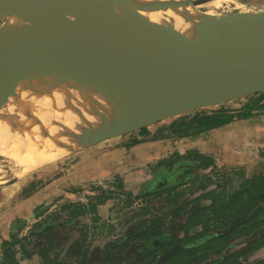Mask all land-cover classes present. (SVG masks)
Listing matches in <instances>:
<instances>
[{"label": "rangeland", "instance_id": "rangeland-1", "mask_svg": "<svg viewBox=\"0 0 264 264\" xmlns=\"http://www.w3.org/2000/svg\"><path fill=\"white\" fill-rule=\"evenodd\" d=\"M215 1L218 2L200 10L219 17L264 12V0ZM5 22L0 17V27ZM246 103L242 99L224 106L236 109ZM263 119L264 113L256 111L253 117L221 130L189 138L154 139L160 134L158 128L174 120L170 119L144 128L148 134L139 130L90 144L30 170H25L21 161H0V264H144L138 262L137 239L132 236L126 244L124 239L132 228L148 224L158 227L163 215L166 220L160 224L162 230H174L179 237L182 235L181 241H189L187 233L192 227L197 226L194 231L198 232L193 239L235 227L231 236L239 239L234 244L237 249L243 244L246 229L252 226L242 223V219L248 220L247 215L264 207L263 201H249L252 196L264 195V147L256 152L247 148L250 132L264 134ZM240 122L246 123L238 129ZM135 140L141 143L130 145ZM158 141L164 146H159ZM132 149L140 151L134 159L136 155L160 158L131 168L124 165V152ZM234 150L248 160L242 165L232 164L229 157ZM155 151L161 154H153ZM179 162L182 164L178 165ZM160 168L181 169L177 180L193 174L192 185L176 191L170 182L159 184L162 177L157 176L154 181L156 178L151 175ZM171 190L174 192L165 193ZM185 200L189 202L184 203ZM174 203L186 207L177 221L171 219L173 211L162 212ZM190 212L195 213L186 222ZM259 217L261 213L255 219ZM63 221L71 223L63 227ZM224 246L222 240L216 241L202 252L210 253ZM251 261L264 264V248Z\"/></svg>", "mask_w": 264, "mask_h": 264}, {"label": "water", "instance_id": "water-1", "mask_svg": "<svg viewBox=\"0 0 264 264\" xmlns=\"http://www.w3.org/2000/svg\"><path fill=\"white\" fill-rule=\"evenodd\" d=\"M101 1L0 0V17L18 13L28 23L23 29L0 27V36L25 41L0 58V125L11 114L0 126V142L23 118L41 84L74 74L88 81V89H114L131 104L69 153L264 93V12L242 13L243 27L236 29L238 13L219 17L200 10L214 29L207 35L190 22L153 21L151 13L164 11L160 3ZM213 1L178 6L200 8ZM134 11L147 14L138 17Z\"/></svg>", "mask_w": 264, "mask_h": 264}, {"label": "bare ground", "instance_id": "bare-ground-1", "mask_svg": "<svg viewBox=\"0 0 264 264\" xmlns=\"http://www.w3.org/2000/svg\"><path fill=\"white\" fill-rule=\"evenodd\" d=\"M102 3L101 0H94ZM146 4L160 3L164 11L151 13L156 22H171L175 25H185L190 22L203 30L207 35H213L214 29L207 24L205 15L200 9L214 5H200L192 8H182L178 4L186 0H133ZM238 13L234 18L236 29L243 27V21ZM30 14L36 15L34 9ZM147 13L134 11L135 16ZM210 14V13H209ZM212 14V13H211ZM5 25L11 29L28 27L20 14L8 15ZM24 39L0 36V58L7 57L24 43ZM86 78L94 82L93 77ZM88 83L80 75H70L68 78H55L40 85L39 95L31 103L27 112L10 134L4 135L0 142V155L11 161H21L25 170L38 168L57 161L73 150L87 143L90 134L111 120L115 114L124 113L131 104L124 93L114 89L98 86L90 90L84 85ZM11 114L1 128L7 125ZM1 130V129H0ZM68 155V154H67Z\"/></svg>", "mask_w": 264, "mask_h": 264}, {"label": "flooded vegetation", "instance_id": "flooded-vegetation-1", "mask_svg": "<svg viewBox=\"0 0 264 264\" xmlns=\"http://www.w3.org/2000/svg\"><path fill=\"white\" fill-rule=\"evenodd\" d=\"M159 170L161 171H157V173L151 175L152 179L156 178L157 176L162 177V179L159 181V184H166V182H170V185L173 188L177 189L176 191H178L182 187L188 189L192 185L194 179L193 177H191L192 175H185L187 178H181L177 180L178 171H180L181 169H174L170 171L160 168ZM171 176H173V179L171 178ZM155 180H157V178L154 179V181ZM169 192L173 193L174 190L167 191L165 193L168 194ZM187 202H189V200H185L184 203ZM182 205V203H174L173 206L169 205V208H167L166 206L165 208L167 209L163 210L162 212L170 213L173 211V216L171 217V219L177 221L180 217V213L186 209V207L183 208ZM195 212H190V215H188V220H186V222H189V220H191V217H193V215L191 214ZM165 217V215L161 217L163 222H157L159 224L158 227L148 224V227L132 228L131 232H129V235L127 234L128 237L124 239V244H126L129 239L132 240V236L135 241L137 239V242L139 244L138 262H143L144 264H256V261H251L252 257L255 256L256 252L264 248L263 246V248L255 250L257 245H259L260 243H264L263 239L258 242V239H252L253 241H251L247 237H244L242 246H239L236 249L237 246H235L234 244L236 243L235 241L239 239H235L231 236L230 230L232 229H222V231H216L213 233L207 232L206 236H202L199 239H193L192 237L198 234L197 231H194L196 230L195 228L197 226L192 227V229H190V231L187 233V235H189V241H185L182 239V242L180 239L182 235H180L179 237L178 233L174 232V230H171V232H165L162 230V226L160 224L165 223ZM257 220L260 221L261 219ZM153 222L154 221H150V223ZM69 223L71 222L63 221L61 225L63 227H66ZM203 231H206L205 227H203ZM237 231L240 230L238 229ZM159 236H171L173 238V242L163 245L162 241L159 239ZM220 240L225 243V246L222 247L221 250H210V253L202 252L208 250L211 243ZM231 247H233L231 250V252H233H230V254L228 255L229 248ZM225 251L226 255L224 254ZM221 252L222 255H220Z\"/></svg>", "mask_w": 264, "mask_h": 264}, {"label": "trees", "instance_id": "trees-1", "mask_svg": "<svg viewBox=\"0 0 264 264\" xmlns=\"http://www.w3.org/2000/svg\"><path fill=\"white\" fill-rule=\"evenodd\" d=\"M245 100H247V103L240 108L235 109L220 106L219 108L204 109L175 118L170 124H166L158 128L157 131H159L160 134L154 139L189 138L191 136L207 133L214 129L222 128L233 122L249 119L253 117L254 112L256 111L264 113V93L245 98ZM146 132L147 129L140 130V133L142 134H148ZM139 143H141L140 140H135L130 145H136ZM262 155L264 157V152H262ZM181 164L182 162L178 165ZM191 177L194 178V175L192 174ZM251 180L252 179L247 180V183H250ZM253 193L254 192L252 191L251 194ZM256 200L264 202V195L260 198H254L252 196L249 201L253 202ZM256 211L257 212L247 215L250 217L248 220L242 219L241 222L252 223L251 228L246 229L247 234L244 237H247L251 241L258 239L257 241L260 242L261 239L264 240V207H259ZM258 213L262 214V217L258 218L261 219L260 221L255 219ZM241 222L240 224H242ZM234 229L235 227L230 230V232H234ZM159 239L162 241L163 245L173 242V238L171 236H159ZM263 246L264 243H260L256 246L255 250H259L263 248ZM45 264H47V262H45Z\"/></svg>", "mask_w": 264, "mask_h": 264}, {"label": "crops", "instance_id": "crops-1", "mask_svg": "<svg viewBox=\"0 0 264 264\" xmlns=\"http://www.w3.org/2000/svg\"><path fill=\"white\" fill-rule=\"evenodd\" d=\"M255 117L257 118L258 116L255 115ZM244 123H246V122L237 123L239 125L238 129H240L241 125H243ZM231 126H233V124L226 125V126H224L222 128L216 129V130H221V129L225 128V127H231ZM249 135L250 136H249V139L247 141V148L248 149H250V150L254 149L255 152H256V151H259L260 148L264 147V134L257 135V134H254V132H250ZM230 136L232 137L233 133ZM234 136H238L239 137L238 133H234ZM158 143H160V142L158 141ZM233 143H235V142L233 141L232 144ZM159 146H164V145H163V143L162 144L160 143ZM243 148H245V147H243ZM139 152L140 151H137V149H132V151H125L124 152V156H126V159H124V165L129 166L131 168H134V167L138 168V166H140L141 164L144 165L145 162L149 163V162H151V160L155 161V160H158L160 158V157L156 158V157L153 156L152 157L153 159L152 158L149 159L150 157H145L144 155H140V156L136 155V158L134 159L133 156H135V154H137ZM156 153L161 154V152H157V151H155L153 154H156ZM232 153H233V155L231 157H229V159L232 160L231 161L232 164L242 165V164H244L245 161L248 160V157L241 156L239 151L234 150V151H232ZM150 156H152V155H150ZM137 176H139V175L137 174ZM140 179H142V178H140ZM128 182L129 181H126V185H127ZM26 201H29V199L24 200L23 202L25 203ZM0 256H1V249H0Z\"/></svg>", "mask_w": 264, "mask_h": 264}]
</instances>
